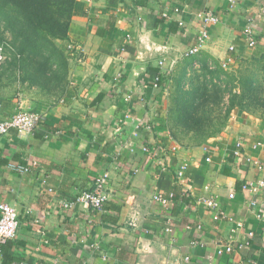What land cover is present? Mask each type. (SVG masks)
Here are the masks:
<instances>
[{
	"label": "crops",
	"instance_id": "crops-1",
	"mask_svg": "<svg viewBox=\"0 0 264 264\" xmlns=\"http://www.w3.org/2000/svg\"><path fill=\"white\" fill-rule=\"evenodd\" d=\"M200 12L219 21L204 25ZM248 19L253 48L241 33ZM202 29L196 54L225 69L264 54V0H75L67 37L57 41L68 57L66 90L48 96L15 83L0 92L3 116L41 115L30 133L0 135V203L18 213L0 264H264V117L234 108L219 134L192 143L169 109L170 79L152 84L188 56ZM103 173L101 208L61 204ZM169 193L166 204L154 199ZM232 235L233 250L218 254Z\"/></svg>",
	"mask_w": 264,
	"mask_h": 264
},
{
	"label": "trees",
	"instance_id": "trees-1",
	"mask_svg": "<svg viewBox=\"0 0 264 264\" xmlns=\"http://www.w3.org/2000/svg\"><path fill=\"white\" fill-rule=\"evenodd\" d=\"M74 3L0 0V89L16 83L48 96L66 90L68 57L57 41L67 37ZM169 79V109L194 143L219 134L236 107L264 112V54L242 57L230 70L206 54H191L163 73L160 84Z\"/></svg>",
	"mask_w": 264,
	"mask_h": 264
},
{
	"label": "built area",
	"instance_id": "built-area-1",
	"mask_svg": "<svg viewBox=\"0 0 264 264\" xmlns=\"http://www.w3.org/2000/svg\"><path fill=\"white\" fill-rule=\"evenodd\" d=\"M175 12H178V9L176 8L174 10ZM162 16H167V12H162ZM197 17L201 19L204 25H207L209 23H217L219 21V18L212 14L211 12H200L197 13ZM178 24L182 25L183 21L179 18ZM242 37L244 39L245 44L249 48H253L257 43V36L254 34V31L251 27V19L247 20V23L242 28ZM208 33L206 29H202L196 37V43L189 49V51L186 53V55L196 54L205 39L207 38ZM74 46L73 44H69L68 48L72 49ZM230 49H233V46L230 47ZM159 64L162 65V61H159ZM223 67H227V62L222 63ZM160 79V75L157 74L155 78L153 79V86L157 87L158 82ZM41 115L38 112L30 111V110H17L14 113L10 114L9 116H3L2 115V106L0 104V135H4L9 133L11 130H15L17 133H30L32 132L35 127L37 126ZM241 142H237V146H240ZM142 150L148 151V147L143 146ZM236 154H239V150H235ZM249 160V159H247ZM258 167L262 170H264V165H258ZM17 169L21 172L26 171L27 168L23 166H17ZM186 170V165L182 164L178 170L176 171V176L178 179L182 178L184 175V171ZM108 174L103 173L100 176H97L94 181V185L90 189H83L81 190L73 200L71 201H61V204L70 207L74 203H84L90 206L93 209H99L102 207L103 203L107 199V192H106V184L108 179ZM264 186V184H261ZM188 191V190H187ZM186 192V191H185ZM172 197V193H169L168 195L158 194L154 196V199L166 204L170 198ZM203 203L210 209H213L216 212V217H223V211L219 208V204L216 200L213 198H205L202 200ZM18 227V213L16 208L8 203H0V246L7 242L8 240L13 239L16 236ZM201 226L198 224L197 228H200ZM242 223L241 222H235V225L232 228V232H237L242 230ZM166 231H171V228L168 226L166 227ZM246 235V238L242 239L240 242H238L237 246L242 247L244 245L248 244V239L252 238L254 236V232L252 230L244 232ZM237 237L235 235L230 236L229 240L227 242H224L220 244L217 248V253L221 254L222 252H231L234 248L233 242L236 241ZM1 251V247H0Z\"/></svg>",
	"mask_w": 264,
	"mask_h": 264
},
{
	"label": "rangeland",
	"instance_id": "rangeland-1",
	"mask_svg": "<svg viewBox=\"0 0 264 264\" xmlns=\"http://www.w3.org/2000/svg\"><path fill=\"white\" fill-rule=\"evenodd\" d=\"M240 60V59H239ZM239 60L237 61V62H235L234 63V65L233 66H231V68H228L227 70H230V69H232V68H235L236 66H238V64H239ZM237 63V64H236ZM222 67V66H221ZM171 85V82H170V84H169V93L171 92V90H172V85ZM1 90L2 89H0V92H1ZM169 105H170V102H169ZM236 108H238V109H240V110H242V111H244V112H246V113H249L250 115H253V116H257V117H264V112H263V109L262 108H260V107H252V105H246V106H244L242 109L241 108H239V107H236ZM191 141H192V143H194V141H193V139H191Z\"/></svg>",
	"mask_w": 264,
	"mask_h": 264
}]
</instances>
